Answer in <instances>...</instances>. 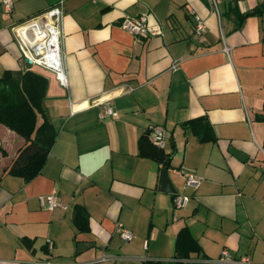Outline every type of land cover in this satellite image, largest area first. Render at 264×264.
<instances>
[{"label": "crops", "instance_id": "1", "mask_svg": "<svg viewBox=\"0 0 264 264\" xmlns=\"http://www.w3.org/2000/svg\"><path fill=\"white\" fill-rule=\"evenodd\" d=\"M2 1L0 80L39 74L24 63L14 28L56 0H11L10 12ZM220 2L218 18L206 0H63L68 86L43 76L55 139L32 179L9 172L25 139L0 124V264L170 263L184 228L200 248L189 259L227 251L264 264V0ZM146 13L162 36L120 27ZM196 17L206 25L203 43ZM106 101L117 116L100 119ZM204 124L207 140L197 132ZM154 127L165 132L174 194L160 189L161 164L142 155ZM184 172L197 188L185 187ZM54 190L63 207L48 210L39 197ZM176 195L189 197L186 208L175 209Z\"/></svg>", "mask_w": 264, "mask_h": 264}, {"label": "built area", "instance_id": "2", "mask_svg": "<svg viewBox=\"0 0 264 264\" xmlns=\"http://www.w3.org/2000/svg\"><path fill=\"white\" fill-rule=\"evenodd\" d=\"M237 2H243V0H236ZM210 11L215 13L220 18V0H206ZM62 3L63 0L58 2L45 11L42 15L32 18L29 21L17 25L14 30L18 44L22 51V59L24 63L29 67H39L46 71L51 72L58 84L61 87L67 88L68 80L66 69L64 65V58L62 54ZM2 4L6 12L11 11L12 2L11 0H3ZM150 14H141L137 17L125 16L120 27L136 37L149 38L162 36L161 26L156 23H149ZM36 21V30L21 32V28H25L31 22ZM206 25L204 21L196 17L194 26V37L199 43L205 42ZM230 47L224 45L223 52L227 55L230 53ZM99 106V103H93ZM103 104V108L99 113L100 119L105 117H116V112L110 107L106 101ZM152 143L160 148H164L165 132L159 127H154L150 135ZM185 179L186 188H197L199 182L195 174L192 172L183 173ZM40 205L48 210L54 208H62L63 205L54 190L50 195L39 197ZM189 197L184 195H176L174 198L175 209H184L188 206ZM115 232L125 242H129L133 238V233L123 227L121 224L115 226ZM108 257L103 255L100 261H106ZM189 263H211V264H254L248 256H241L239 258H232L227 251H222L219 257L215 260H208L203 258L188 259ZM50 264V263H47Z\"/></svg>", "mask_w": 264, "mask_h": 264}, {"label": "trees", "instance_id": "3", "mask_svg": "<svg viewBox=\"0 0 264 264\" xmlns=\"http://www.w3.org/2000/svg\"><path fill=\"white\" fill-rule=\"evenodd\" d=\"M57 2L58 0H56ZM260 10L264 12V6ZM255 13L256 11L244 12L240 15L237 12L241 19ZM38 16L40 15L36 17ZM46 88L47 80L42 75L29 70L0 80V124L8 126L25 139V144L18 149L12 160L9 172L23 176L26 180L32 179L40 172L55 139V132L45 119V110L42 107ZM39 116L43 117V122L40 124L37 122ZM258 119L264 121V111L258 116ZM205 126L204 124L203 129L197 130L201 140H207L210 137L206 134L210 128ZM141 148L142 155L155 160L161 164L162 168L165 167L169 155L163 149L147 143L145 139L141 141ZM79 213L75 215L76 219L79 218ZM199 251L197 242L184 228L177 236L174 262H158L156 264H197L189 263L187 260L190 252ZM146 264L152 263L146 262Z\"/></svg>", "mask_w": 264, "mask_h": 264}, {"label": "water", "instance_id": "4", "mask_svg": "<svg viewBox=\"0 0 264 264\" xmlns=\"http://www.w3.org/2000/svg\"><path fill=\"white\" fill-rule=\"evenodd\" d=\"M169 166H170V160L167 161L165 167L162 170L160 189L162 192L174 194L176 193V190L174 189L169 179V175H168Z\"/></svg>", "mask_w": 264, "mask_h": 264}, {"label": "bare ground", "instance_id": "5", "mask_svg": "<svg viewBox=\"0 0 264 264\" xmlns=\"http://www.w3.org/2000/svg\"><path fill=\"white\" fill-rule=\"evenodd\" d=\"M36 25H37L36 21L31 22L28 25H26L25 28H21L20 31L22 32L24 30V34L23 35H25V33H27L26 31H34V29L36 30Z\"/></svg>", "mask_w": 264, "mask_h": 264}, {"label": "rangeland", "instance_id": "6", "mask_svg": "<svg viewBox=\"0 0 264 264\" xmlns=\"http://www.w3.org/2000/svg\"><path fill=\"white\" fill-rule=\"evenodd\" d=\"M38 70H39V72L41 73V74L39 73L40 75H42V76H44V75L47 76L48 72H46V70H44V69H42V68H41V69H38Z\"/></svg>", "mask_w": 264, "mask_h": 264}]
</instances>
